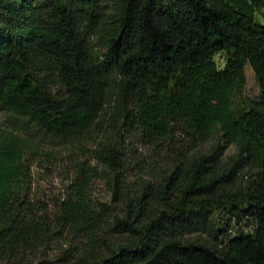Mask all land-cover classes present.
Masks as SVG:
<instances>
[{
  "label": "trees",
  "instance_id": "obj_1",
  "mask_svg": "<svg viewBox=\"0 0 264 264\" xmlns=\"http://www.w3.org/2000/svg\"><path fill=\"white\" fill-rule=\"evenodd\" d=\"M263 11L264 0H0V264H264ZM246 66L258 95L233 106ZM61 148L73 184L38 206L30 158ZM99 176L108 197L94 202ZM224 210L254 230L221 246ZM63 235L78 242L49 257Z\"/></svg>",
  "mask_w": 264,
  "mask_h": 264
},
{
  "label": "rangeland",
  "instance_id": "obj_2",
  "mask_svg": "<svg viewBox=\"0 0 264 264\" xmlns=\"http://www.w3.org/2000/svg\"><path fill=\"white\" fill-rule=\"evenodd\" d=\"M264 16V12L262 13ZM214 60L218 68H222L225 62L223 54L214 56ZM245 84L233 92V106L246 108L250 100L258 95V87L254 80L251 69L246 66L244 70ZM2 116L0 114V122ZM49 151L50 149H44ZM139 150L149 155V149L139 148ZM48 154L32 155L30 158V176H31V200L38 206L42 204L49 208L55 200L61 199L67 192L69 186L73 184V174L69 163L66 162L67 154L70 153V148H61L54 151H49ZM233 154V148H230L225 153V157ZM78 157V155H77ZM92 200L105 201L108 197V188L105 184V179L99 176L93 179L90 187ZM233 210L221 211L217 214L216 222L223 224L227 222L231 226V230L225 234L219 241V244L224 245L229 239L246 235L254 230V223L251 217L243 215L241 211H237V217H234ZM72 237L63 235L53 241L50 251L47 253L49 257L58 256L61 250H73L74 243ZM19 259V260H18ZM15 263L26 262V264H37L38 260L30 257L29 254H22Z\"/></svg>",
  "mask_w": 264,
  "mask_h": 264
},
{
  "label": "crops",
  "instance_id": "obj_3",
  "mask_svg": "<svg viewBox=\"0 0 264 264\" xmlns=\"http://www.w3.org/2000/svg\"><path fill=\"white\" fill-rule=\"evenodd\" d=\"M264 12V11H263Z\"/></svg>",
  "mask_w": 264,
  "mask_h": 264
}]
</instances>
